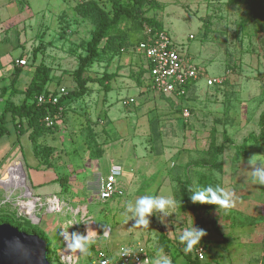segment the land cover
Returning a JSON list of instances; mask_svg holds the SVG:
<instances>
[{
  "label": "rangeland",
  "instance_id": "374dc122",
  "mask_svg": "<svg viewBox=\"0 0 264 264\" xmlns=\"http://www.w3.org/2000/svg\"><path fill=\"white\" fill-rule=\"evenodd\" d=\"M87 1L0 0L1 11L8 14L3 25L24 35L20 46L26 49L25 70L30 72L38 63L49 68L48 90L59 85L69 93L77 90L72 73L95 28V14L81 16L77 10ZM92 1L107 13L115 2ZM141 11L167 31L182 55L203 68L191 93L176 98L154 92L139 57L134 65L124 60L131 51L139 53H117L116 42H110L83 72L88 80L85 92L68 98L63 119H54L52 126L39 123L44 132L36 138L37 156L29 138L32 130L24 120L16 124L18 133L0 137V166L19 153L27 176L23 189L31 195L35 179L55 174L56 196L70 208L46 213L51 224L60 227L63 221L75 220L77 232H84L81 213L72 212L79 207L85 218L91 216L97 223L101 248L116 251L122 244L142 242L161 261L166 255L171 264H186L179 237L191 223L206 233L189 251L194 264H264V186L254 184L250 176L254 167L264 164L249 163L253 155L264 160V121L259 122L264 114V0H146ZM104 73L113 75L108 91L97 80ZM214 76L221 83L207 86L206 78ZM140 89L147 92L142 100ZM130 95L135 102L124 105ZM184 104L190 116L182 125ZM136 116L142 120H132ZM249 136L256 140L247 138L243 145ZM110 159L121 168L118 179H123L127 192L100 202V175L92 167L98 164L104 177ZM209 185L233 191L234 206L225 210L193 204L189 188ZM10 190L0 186V203ZM20 191L0 204V219L8 216L4 210L11 211L9 220H20V230H36L61 248V236L54 241L39 223L30 227L22 222L28 219L17 217ZM144 195L171 196L176 206L167 212L154 210L148 225L138 226L127 205L134 208L135 200ZM92 256L89 250L81 252L76 264H90Z\"/></svg>",
  "mask_w": 264,
  "mask_h": 264
},
{
  "label": "built area",
  "instance_id": "2783aa9c",
  "mask_svg": "<svg viewBox=\"0 0 264 264\" xmlns=\"http://www.w3.org/2000/svg\"><path fill=\"white\" fill-rule=\"evenodd\" d=\"M133 50L139 53L143 57V67L146 70L148 85L154 92L174 95L176 98L186 97L188 87L193 85L198 77L204 72L203 68L195 65L190 59L180 53L172 43L166 30L152 31L150 27L145 26L143 31V39L133 47ZM18 65H27L25 58H18L15 60ZM220 79L217 77H207V86H213L220 84ZM67 88L64 85L57 86L54 90H48L47 93H41L35 97L38 105H53L56 106L53 114H46L43 117V122L52 126L54 119H61L63 115V106L58 104L60 97L67 93ZM124 105H129L135 102L134 97L124 99ZM182 116L186 120L190 116L188 107H183ZM121 175V168L118 165H111L109 172L106 176L99 177L96 198L100 202H105L114 196L124 195V189L118 182V177ZM19 189L18 186L14 187L0 204L8 202L7 199ZM21 192V191H20ZM16 207L17 215L25 219L30 220L33 223H37L39 215L42 212H62L68 208L67 203H64L59 197L56 196H43L37 197L34 194L17 197ZM28 199L34 200V208L32 212H27L24 207V203ZM75 213H81V221L83 224H89L93 222L91 217H86V212L80 210L79 207L72 209ZM77 223L75 220H69L67 227L60 230V236L62 240V247L53 254H51L52 260L56 259V264H76L79 254V250H73L72 242L75 234V228ZM90 226L85 227L83 235L93 233ZM127 251V254L124 252ZM201 251V248L198 249ZM200 255V253H199ZM160 261L155 255L151 254L147 246L142 242H135L133 244H122L116 251L97 247L90 260V264H156Z\"/></svg>",
  "mask_w": 264,
  "mask_h": 264
},
{
  "label": "trees",
  "instance_id": "16d2710c",
  "mask_svg": "<svg viewBox=\"0 0 264 264\" xmlns=\"http://www.w3.org/2000/svg\"><path fill=\"white\" fill-rule=\"evenodd\" d=\"M145 2L146 0H115L111 13L105 12L92 0L87 1L81 6H78L77 10L81 16L91 17L90 15L93 13L95 14V28L92 31L90 38L86 42L85 55L79 58L78 65L72 73L77 90H73L71 93H69V90L66 87L68 90L67 93L59 99L58 104L63 106V114L65 112L64 105L67 103L68 98L74 95H81L83 92H85V84L88 80L85 79L82 74L87 66H89L91 62L98 58L102 48L105 50L106 47L108 48L110 42H116L115 48L117 53L119 50H121L120 53H122L123 51L133 49V47H135L143 39V31L145 26L150 27L152 31L162 30V28H160L157 23L153 21V19L143 15L141 8ZM102 40H105V43L100 45ZM140 67L142 68L141 70L146 73L143 65ZM15 70L16 72L19 71L18 68H15ZM112 77L113 75L111 73H104L100 78L97 79L98 84L105 91H108L110 89L109 82ZM48 81H50L49 68L42 63L34 65L33 75L25 90L23 91V101L19 104H15L11 100H6L4 109L0 116V137L8 132L5 119V115L7 113H10L12 116V121L14 122L15 126H17V123L27 120V126L29 130H32L29 134V138L32 140L33 148L36 154L35 156H37L38 151L36 138L44 132L43 129L40 130V128H38L39 123H43V117L48 113L53 114L56 109V106L53 105H38L35 100L37 95L48 92V88L46 86ZM191 86H189L188 89ZM4 91L5 88H2V93ZM16 118L24 119H18L16 122ZM263 121L264 114L259 118L260 124L263 123ZM183 124L184 123L182 120V125ZM247 138L256 140V138L251 136L246 137L243 140V145H245ZM4 212H6L5 214L8 216H3L2 219H0V223H10L20 229V225L17 224L20 220L17 221V223L12 222L9 220L11 217V211L4 210ZM17 217L21 219L20 216ZM22 222L26 223L30 227L36 226L35 223L29 220H24ZM31 232L38 234L40 237L45 239L46 256L51 263V254H53L51 245L47 239L36 230H32ZM189 255L190 252H187L186 257L188 261L186 264L196 263L195 259L193 261L190 260Z\"/></svg>",
  "mask_w": 264,
  "mask_h": 264
},
{
  "label": "crops",
  "instance_id": "0c3cea01",
  "mask_svg": "<svg viewBox=\"0 0 264 264\" xmlns=\"http://www.w3.org/2000/svg\"><path fill=\"white\" fill-rule=\"evenodd\" d=\"M1 9L2 8H0V107H1L0 116H1V113L4 109V104H5L6 100H11L15 104H19L23 101V99H24L23 91L25 90L27 84L29 83V81L33 75V71H34V66H31L32 70L29 72L28 70H25V68H26V66H28V64L21 66V65H18L15 63L16 59L25 58V56L23 55V51H26V49H23V48H21L22 46H20V43H22L24 41V35L18 34L17 29H14V28L11 29V28H9V26L3 25V21L5 19H8V14L3 13V11H1ZM32 19H34V18H32ZM130 51H131V49H130ZM124 53L127 55V51ZM128 54H131V56L127 55L126 58L123 56V58H125L124 59L125 62H127V63L130 62L132 65H134L137 57H139V58H137V61L139 59V62H141V61L143 62L140 54H133L132 51H131V53H128ZM15 68H18L19 71L16 72ZM193 86H194V84L188 89L187 94L191 93V91L194 88ZM2 88H5V91L3 93H2ZM145 90L146 89H140L139 90V91L143 92V94H144L143 96L142 95L140 96V98H141L140 100H142V97H144L147 94V92ZM186 96H188V95H186ZM129 97H134V96L130 95L127 98H129ZM136 104H138V102ZM181 106L184 107L185 104L181 105ZM142 107H144V105L140 107V110L142 109ZM140 110H139V112H140ZM137 118H138V116H136L135 119H132V120H134V121L142 120V119H137ZM5 119H6V128L8 130V132L6 134H11V132L13 134L18 133L19 130L15 129L16 126L14 125V122L12 121L13 118L10 115V113H7L5 115ZM16 119H17L16 120V122H17L18 119H24V118H16ZM183 121H184V119H183ZM16 141H17V138L15 136V138L12 141V145H13V143H16ZM12 150H13V148H11L8 152H6L3 157H7L6 155L8 153H11ZM8 155H10V154H8ZM10 158H8L6 162L1 163L2 166H0V180H10L13 178L15 180L16 184L17 183H20V184L26 183V179H27L26 171H25L24 167L22 166L23 164L19 158V153L15 152L14 155L11 156ZM110 163H111L110 165H116L115 160H113V159H110ZM97 165L98 164L95 163V165L92 167V169H95L96 173L101 176V173L99 172ZM125 167H126V165L123 168H125ZM34 171L37 172V170H34ZM54 178H55V174H52L50 176H46V177H43L40 179H35L33 182V185L31 184L32 186L35 187L34 195L37 197L50 196V195L56 196V192L59 190V188L58 187L55 188V185H57L58 183L54 181ZM122 180L123 179H118V182L120 183V186L124 189V194H126L127 191H126L125 185L122 182ZM5 186H8V183H6ZM60 199L62 201H64V203H66L65 200H63L62 198H60ZM72 212H74V211H72ZM46 213H48V212H42L41 215H39V219H38L37 223H39V227L42 228L44 233L49 238L54 239V241L55 240L59 241L60 240L59 239L60 230L64 227H67L69 219L66 221H63V225L61 224L60 227L54 226L53 224H51V216H48ZM91 219H92V217H91ZM92 220H93V222H91V224L93 225L92 227H94V231L90 235H91L92 241H93L95 239H98L99 234H98V225L94 219H92ZM87 225L88 224L85 225L82 223V230L85 229V227H87ZM76 229H77V227L75 228V232L77 234L83 235L82 234L83 231H82V233H79V232H77ZM104 233L107 234L108 232L105 230ZM61 242H62V240H61ZM100 243H101V241L99 240V244L97 246V245H94L93 242H91L88 250L93 253L97 247H100L99 246ZM55 245H56V242H53V244L51 245V249H53V250L56 249V251L59 250L60 248L56 247Z\"/></svg>",
  "mask_w": 264,
  "mask_h": 264
},
{
  "label": "clouds",
  "instance_id": "9594fccd",
  "mask_svg": "<svg viewBox=\"0 0 264 264\" xmlns=\"http://www.w3.org/2000/svg\"><path fill=\"white\" fill-rule=\"evenodd\" d=\"M257 161L264 164V160H258L257 155H253L249 159V163L255 165ZM251 180L254 184L264 186V167H258L253 169L250 174ZM191 192V202L193 204H209L215 205L222 209H230L234 206V192L226 190L220 185H209L205 188H189ZM176 206V200L171 196H153L144 195L135 200V207L133 208L131 203L127 205L128 211H131L135 217H137L138 226H147V217L153 213L154 210L159 212H167L169 209H173ZM206 235L203 229H198L190 225L182 231L179 237V241L183 244L184 251H191L194 246L200 243L201 237ZM92 242V237L89 232L86 235L75 234L73 237L72 248L73 250H79L82 253H87L88 248ZM128 252L125 251L124 254ZM156 264H171V260L166 255L161 261H157Z\"/></svg>",
  "mask_w": 264,
  "mask_h": 264
},
{
  "label": "water",
  "instance_id": "95a60500",
  "mask_svg": "<svg viewBox=\"0 0 264 264\" xmlns=\"http://www.w3.org/2000/svg\"><path fill=\"white\" fill-rule=\"evenodd\" d=\"M0 264H50L45 239L10 223H0Z\"/></svg>",
  "mask_w": 264,
  "mask_h": 264
},
{
  "label": "bare ground",
  "instance_id": "6f19581e",
  "mask_svg": "<svg viewBox=\"0 0 264 264\" xmlns=\"http://www.w3.org/2000/svg\"><path fill=\"white\" fill-rule=\"evenodd\" d=\"M6 183H8V186H5L6 185ZM24 185H25V183H23V184H20V183H15V180L12 178V179H10V180H0V186H2L4 189H12L13 190V188L14 187H17L18 186V188L21 190V196H27V195H30V192L28 191V189H23V187H24ZM11 191V190H10ZM64 202V201H63ZM24 207H25V210L27 211V212H32L33 211V208H34V200L33 199H28L24 204ZM92 224L91 223H89L88 225H87V227L88 226H90L91 227V229L93 230L94 228L91 226Z\"/></svg>",
  "mask_w": 264,
  "mask_h": 264
}]
</instances>
